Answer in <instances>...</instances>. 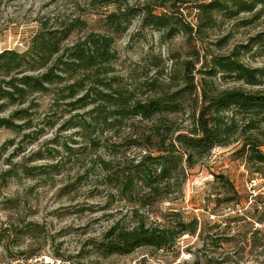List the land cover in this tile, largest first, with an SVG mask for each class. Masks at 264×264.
Wrapping results in <instances>:
<instances>
[{
    "label": "rangeland",
    "instance_id": "obj_1",
    "mask_svg": "<svg viewBox=\"0 0 264 264\" xmlns=\"http://www.w3.org/2000/svg\"><path fill=\"white\" fill-rule=\"evenodd\" d=\"M197 2L115 0L101 6L91 4V0H0V51L6 47L26 49L41 22L49 18L61 21L79 16L88 27H96L100 16L118 5L122 9L134 7L138 10L129 28L116 38L119 56L114 71L128 82L155 79L163 89L179 88L183 86L179 68L184 58L193 59L197 69L202 64L188 52L191 47L205 54L203 60H209L214 54H229L235 46L264 31V3L236 15H216L215 23L194 39L186 33L167 37L142 24L143 13L138 14L143 10L139 8L180 12L195 26L204 19ZM86 30L77 29L66 42H74ZM241 59L250 66L264 67V54L246 51ZM175 69L176 78L172 79ZM194 74L196 80L207 76L204 71ZM213 79L222 88L264 87V83L251 86L219 75ZM147 86H138L137 95ZM35 99L39 105L32 119L34 127H44L41 134L24 136L0 127V264H264V222L257 221L251 208L255 198L264 203V173L253 172L243 159L234 156L237 143L215 147L187 169L181 191L164 192L141 206L143 189L137 187L123 195L107 182L112 170L105 169L102 160L124 169L153 150L140 138L144 122L129 119L127 124L100 135L99 140L108 148L93 147L81 128L63 127L69 114L58 119L55 126L45 125V118L53 112L49 96L38 94ZM83 112L79 108L71 114L79 118ZM187 117V112L177 113L180 128L189 124ZM221 174L237 190L230 197L232 201L227 200L230 198L222 187ZM133 207H140L148 220H160L162 213H168L165 219L174 221L178 211L184 218H196L199 225L195 233L181 235L170 249L144 245L129 254L104 257L95 253L93 242L101 239L114 220L131 219Z\"/></svg>",
    "mask_w": 264,
    "mask_h": 264
},
{
    "label": "trees",
    "instance_id": "obj_2",
    "mask_svg": "<svg viewBox=\"0 0 264 264\" xmlns=\"http://www.w3.org/2000/svg\"><path fill=\"white\" fill-rule=\"evenodd\" d=\"M111 1L115 0H91V4L103 6ZM258 3L264 0H198L197 7L204 19L195 26L180 12L158 13L139 8L143 10L138 14L143 13L142 24L167 37L186 33L194 39L204 35L206 27L215 23L216 15H236L253 10ZM137 10L118 5L100 16L101 23L96 27H88L79 16L61 21L49 18L41 22L26 49H1L0 113L11 106L15 108L0 116V127L22 132L24 136L41 134L44 127H34L32 119L34 108L39 105L35 99L38 94L49 96V108L53 111L45 118V125L55 126L58 119L69 114L63 127L81 128L93 147H107L99 140L105 131L125 125L129 119H141L144 123L140 138L153 150L124 169H116L112 162L102 160L105 169L112 170L106 176L107 182L123 195L133 193L137 187L143 189L141 206L164 192L181 191L187 169L217 146L237 143L232 151L234 156L243 159L253 172L263 174L264 87L222 88L213 78L219 75L251 86L264 83V67L250 66L241 59L246 51L252 55L264 54V31L235 46L229 54H214L209 60H203L205 54L191 47L188 52L198 62L202 60L200 70L193 59L184 58L179 68L183 86L163 89L155 79L128 82L114 71L119 56L116 38L129 28ZM79 28L87 30L74 42L67 43ZM174 71L172 79L176 78L177 70ZM199 71L207 76L196 80L194 72ZM142 85H148L147 89L140 93L142 96L137 95ZM79 108L84 112L78 118V114L71 112ZM180 112L188 114L186 128H180L177 123ZM220 180L229 198L234 197L237 190L230 179L221 174ZM147 199L150 201L146 202ZM251 208L257 221L264 222V203L255 198ZM176 214L174 221L165 219L168 213H162L160 220H148L140 207H133L131 219L114 220L101 239L93 242L94 252L108 257L115 253L129 254L144 245L173 248L181 235L195 233L199 225L196 218H184L178 211Z\"/></svg>",
    "mask_w": 264,
    "mask_h": 264
},
{
    "label": "built area",
    "instance_id": "obj_3",
    "mask_svg": "<svg viewBox=\"0 0 264 264\" xmlns=\"http://www.w3.org/2000/svg\"><path fill=\"white\" fill-rule=\"evenodd\" d=\"M20 43V45H23V43L22 42H19Z\"/></svg>",
    "mask_w": 264,
    "mask_h": 264
}]
</instances>
